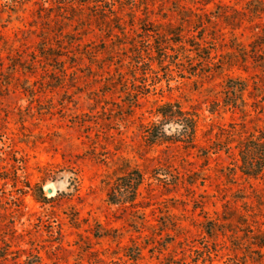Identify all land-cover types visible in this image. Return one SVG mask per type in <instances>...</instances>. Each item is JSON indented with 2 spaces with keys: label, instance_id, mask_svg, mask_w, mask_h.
Masks as SVG:
<instances>
[{
  "label": "rangeland",
  "instance_id": "374dc122",
  "mask_svg": "<svg viewBox=\"0 0 264 264\" xmlns=\"http://www.w3.org/2000/svg\"><path fill=\"white\" fill-rule=\"evenodd\" d=\"M137 1L0 0V264H264V175L237 168L264 136V0ZM165 101L194 147L146 141ZM133 168L135 204L110 203Z\"/></svg>",
  "mask_w": 264,
  "mask_h": 264
},
{
  "label": "trees",
  "instance_id": "16d2710c",
  "mask_svg": "<svg viewBox=\"0 0 264 264\" xmlns=\"http://www.w3.org/2000/svg\"><path fill=\"white\" fill-rule=\"evenodd\" d=\"M69 3L86 5L92 11L106 15L115 13V4L119 7L129 6L134 10L138 5L137 0H68ZM199 44V43H197ZM247 88L245 80L229 78L226 82L225 96L228 105L238 107L239 102L246 104L242 93ZM157 115L160 117L158 122H152L144 127V137L149 144L163 142H180L185 147L195 146V135L197 119L196 114L184 110L176 101H165L158 105ZM170 128H165V126ZM238 163L239 171L251 177H260L264 175V136L263 132L258 134L249 133L243 139L238 141ZM216 149V147H215ZM217 149H221L220 147ZM143 181V173L138 168L125 171L122 175L115 178L107 191V199L110 203L135 204V198L138 194L139 185ZM260 240L257 241L259 248L264 247V232L259 234ZM238 264V263H234Z\"/></svg>",
  "mask_w": 264,
  "mask_h": 264
},
{
  "label": "water",
  "instance_id": "95a60500",
  "mask_svg": "<svg viewBox=\"0 0 264 264\" xmlns=\"http://www.w3.org/2000/svg\"><path fill=\"white\" fill-rule=\"evenodd\" d=\"M49 191H51V189H49Z\"/></svg>",
  "mask_w": 264,
  "mask_h": 264
}]
</instances>
